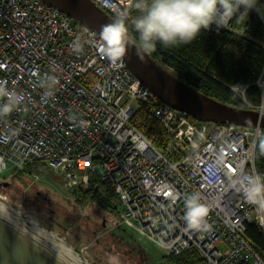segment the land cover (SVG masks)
Instances as JSON below:
<instances>
[{
	"label": "built area",
	"instance_id": "built-area-1",
	"mask_svg": "<svg viewBox=\"0 0 264 264\" xmlns=\"http://www.w3.org/2000/svg\"><path fill=\"white\" fill-rule=\"evenodd\" d=\"M92 1L114 20L128 17V0ZM101 43L95 30L40 0H0V88L22 97L0 116V170L35 163L25 173L32 180L48 170L68 187L96 178L122 205L121 222L163 254L192 249L205 264H264L244 237L260 214L241 190L248 176H264L255 165L264 131L197 120L158 101L122 59L100 53ZM256 85L264 91V76ZM150 100L175 157L134 124ZM246 107L264 113L263 104ZM194 193L209 208L208 228L186 225L184 201Z\"/></svg>",
	"mask_w": 264,
	"mask_h": 264
},
{
	"label": "trees",
	"instance_id": "trees-1",
	"mask_svg": "<svg viewBox=\"0 0 264 264\" xmlns=\"http://www.w3.org/2000/svg\"><path fill=\"white\" fill-rule=\"evenodd\" d=\"M256 7L258 11H249L243 19L237 13L227 28L217 32L202 30L188 44L163 47L157 43L155 51L149 55L178 79L216 100L236 107L264 106V91L256 85L258 78L264 76V19L261 18L264 16V0H257ZM139 14L130 8L126 20L129 38L136 44L138 34L132 27V20ZM154 102L146 101L137 109L134 124L168 157H175L169 150L167 131L149 112V105ZM255 165L259 172L264 171V156L259 153L258 143ZM33 167L35 163L29 165L26 172L16 174L30 172ZM70 194L80 207L92 203L114 209L115 196L96 178L90 181L87 188L73 186ZM244 237L264 262V236L260 227L253 222L247 223ZM164 258L173 264H205L192 249Z\"/></svg>",
	"mask_w": 264,
	"mask_h": 264
},
{
	"label": "water",
	"instance_id": "water-1",
	"mask_svg": "<svg viewBox=\"0 0 264 264\" xmlns=\"http://www.w3.org/2000/svg\"><path fill=\"white\" fill-rule=\"evenodd\" d=\"M99 35L114 18L92 0H40ZM127 69L156 99L201 121L259 126L264 113L216 100L178 79L149 54L141 60L130 40L122 58ZM0 264H95L65 235L54 232L0 195Z\"/></svg>",
	"mask_w": 264,
	"mask_h": 264
},
{
	"label": "clouds",
	"instance_id": "clouds-1",
	"mask_svg": "<svg viewBox=\"0 0 264 264\" xmlns=\"http://www.w3.org/2000/svg\"><path fill=\"white\" fill-rule=\"evenodd\" d=\"M257 0H128L129 8L140 14L132 20L138 34L137 54L141 60L155 51L157 43L163 47L188 44L199 33L227 28L229 22L240 13V18L257 10ZM264 19V16L261 17ZM127 17H120L101 29L102 41L99 51L112 63L120 61L130 43ZM55 83L54 80L51 81ZM7 96L8 102L0 104V116L8 115L20 103L22 97L0 88V97ZM258 148L264 156V135H257ZM241 190L248 203L255 206L258 224L264 228V176L250 175L241 182ZM186 225L191 230L208 228L209 208L201 202L199 193L188 196L184 201Z\"/></svg>",
	"mask_w": 264,
	"mask_h": 264
},
{
	"label": "rangeland",
	"instance_id": "rangeland-1",
	"mask_svg": "<svg viewBox=\"0 0 264 264\" xmlns=\"http://www.w3.org/2000/svg\"><path fill=\"white\" fill-rule=\"evenodd\" d=\"M41 170L43 169L41 168ZM16 173L17 171L7 165L5 169L0 170V182L12 180L8 181L10 189L7 191L16 200L26 198L29 202L30 199L35 208L33 209V213L28 215L42 225L46 221L54 222L58 225L57 228L51 227L52 229H50L65 235V237L70 234L71 236L73 235L71 242H75L74 245L77 247H81L85 243L90 244L93 254L98 257L100 263L135 264L129 263L128 258L122 253H116V251L120 250L119 252H121L122 250L117 243L118 236L124 239L129 236L133 238V244L139 246L147 257L144 264H156L162 258L167 259L164 257L171 255L163 254L155 244L135 233L134 230L126 227L121 222L119 215L123 207L116 198L113 202V210L102 208L92 203L80 207L74 202L70 194V188L73 186L68 187L63 185L58 180L56 174L45 170L41 174H38L37 178H33L32 180L29 174L23 173L19 175ZM35 186L48 192V197L50 198L49 203L43 202L40 198L34 196L30 188H34ZM87 186H83L82 188H87ZM27 188L31 190L29 195L26 193ZM0 194L2 195L3 193L0 192ZM130 259L134 258L130 257Z\"/></svg>",
	"mask_w": 264,
	"mask_h": 264
},
{
	"label": "flooded vegetation",
	"instance_id": "flooded-vegetation-1",
	"mask_svg": "<svg viewBox=\"0 0 264 264\" xmlns=\"http://www.w3.org/2000/svg\"><path fill=\"white\" fill-rule=\"evenodd\" d=\"M8 181H12V180H8ZM8 181H1L0 184V192L3 193L1 196H3V198H5L7 201L13 203L14 205L18 206L22 211H24L27 214H32L33 213V209L35 208L32 204V202L29 199V202L27 201L26 198H21V200H16L13 196H11L7 190L10 189V187L8 186L9 182ZM32 189V192L34 194V196L40 198L43 202L49 203L50 202V198L48 197V192L46 190L43 189H39L36 186L34 188H30ZM29 188L26 189V193L31 192ZM44 226L49 227V228H57V224H55L54 222L51 221H46L44 223ZM51 228V229H52ZM111 234H113L112 232H110ZM68 241L70 243L75 244V242H71L73 235L71 236V234L69 236H66ZM118 245H120V248L122 249L121 252H119L120 250L116 251L117 254L122 253L126 258H128V262L130 263H135V264H144L145 260H146V256L144 255L143 251L140 249L139 246L134 245L133 242V238L131 236L127 237L126 239H124L123 237L118 236ZM83 253L92 261L95 262V264H102L98 261V257L93 254V250L90 247V244L85 243L83 245H81V247H79ZM89 251V252H88ZM134 258V259H130ZM100 258V257H99ZM135 258H137L135 260ZM156 264H173L171 263L168 259H163L160 260L159 262H157Z\"/></svg>",
	"mask_w": 264,
	"mask_h": 264
}]
</instances>
